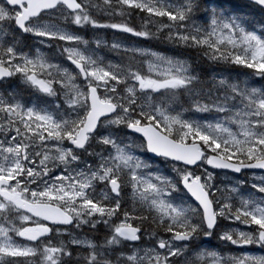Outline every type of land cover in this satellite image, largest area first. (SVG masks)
<instances>
[{"label":"snow or ice","instance_id":"6c2138e0","mask_svg":"<svg viewBox=\"0 0 264 264\" xmlns=\"http://www.w3.org/2000/svg\"><path fill=\"white\" fill-rule=\"evenodd\" d=\"M0 264H264V0H0Z\"/></svg>","mask_w":264,"mask_h":264}]
</instances>
